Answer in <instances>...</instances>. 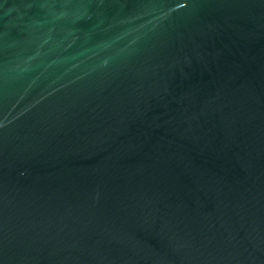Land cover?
<instances>
[{
  "label": "water",
  "instance_id": "water-1",
  "mask_svg": "<svg viewBox=\"0 0 264 264\" xmlns=\"http://www.w3.org/2000/svg\"><path fill=\"white\" fill-rule=\"evenodd\" d=\"M0 264H264V0H0Z\"/></svg>",
  "mask_w": 264,
  "mask_h": 264
}]
</instances>
